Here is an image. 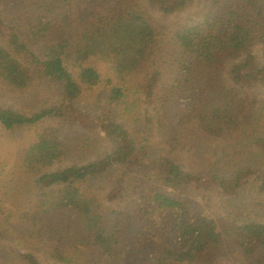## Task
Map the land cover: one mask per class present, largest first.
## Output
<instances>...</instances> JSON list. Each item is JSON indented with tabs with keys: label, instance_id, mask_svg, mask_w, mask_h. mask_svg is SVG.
Instances as JSON below:
<instances>
[{
	"label": "trees",
	"instance_id": "16d2710c",
	"mask_svg": "<svg viewBox=\"0 0 264 264\" xmlns=\"http://www.w3.org/2000/svg\"><path fill=\"white\" fill-rule=\"evenodd\" d=\"M195 1L0 0V31L6 37L0 45V84L36 87L44 98L32 116L0 106V129L50 117L59 130L70 124L100 130L112 142L100 160L64 166L72 147L68 137L36 135L18 144L17 149L23 146L19 162L0 164V173L14 172L27 185L25 174L33 172L36 179H28L35 203L22 213L14 205L7 222L24 219V236L42 241L53 261L264 264V203L253 214L238 212L232 203L251 185L250 178L260 180L255 190L264 201V179L250 167L264 150V139L255 137L256 151L240 150L237 140L255 122L264 126V103L253 92L264 88V0H201L199 14L177 18ZM13 21L14 28H7ZM94 62L114 67L125 84L110 90L111 100L121 97V89L130 90L133 73L142 75L134 94L142 95L151 112L145 118L157 120L167 149L149 156L122 124L80 112L82 86L95 88L102 80ZM159 62L173 70L161 82L153 68ZM200 138L217 148L222 144L217 159L231 176H219L212 163L202 171L182 165L181 151L195 156ZM74 157L80 155L70 154ZM114 164L134 169L135 175L122 187L118 182L101 188L102 204L85 185ZM212 195L222 209L203 207ZM22 257L40 264L32 254Z\"/></svg>",
	"mask_w": 264,
	"mask_h": 264
},
{
	"label": "rangeland",
	"instance_id": "374dc122",
	"mask_svg": "<svg viewBox=\"0 0 264 264\" xmlns=\"http://www.w3.org/2000/svg\"><path fill=\"white\" fill-rule=\"evenodd\" d=\"M202 4L203 2L201 0L195 1L193 6L180 12L177 18L189 19L193 17L194 14H199ZM159 14L161 13L155 12L154 18L159 17ZM14 23L15 21L10 24L7 22L6 27L14 28ZM4 34V30L0 31V45L5 44L4 40L6 37ZM160 47L161 46H159L158 49H160ZM256 51L259 55L262 52L260 49ZM157 52L158 50L155 53ZM162 64V62H159L153 66V68L158 69V79L160 82L173 75V70H168L166 66L160 67ZM93 65L102 73V80L95 88L88 89L82 86L80 99L78 101L80 112L90 117L104 114L114 122L122 124L127 129L129 137L134 141L135 145L138 148L143 147L146 149L149 156H152L162 149H167L165 143L166 138L160 135L158 126L155 123L157 120L155 119L154 122H148L151 114L149 107L143 102V97L140 93H137L140 98L134 94V90L136 89V91H138V86L142 82V75L133 73V78L129 79L131 85L130 90L126 92L121 89V97L116 100H111L110 90L121 83V80H118L116 77L117 72L115 68H111L100 62H94ZM107 78L109 82L106 80ZM122 86L125 87V84H121L120 88H122ZM253 92L255 96L264 103V88L256 87L253 89ZM43 105L44 98L36 87L27 90H17L14 88L10 89L8 85L0 84V106L4 108L14 110L27 116H32L38 113V110L42 109ZM144 111L148 114L145 115ZM53 121L54 120L50 117H45L37 124L25 125L28 127H17L11 131L0 129L2 132L0 133V164H3V162L7 163V159L19 162L23 154V146L19 145L17 149L18 144L23 143L28 138L30 141L36 140L40 135H47V133L53 135H66L69 139L68 143L70 145L72 144V147L68 150L69 158L64 161V166L72 163L81 164L98 161L109 154L112 149L111 140L100 130L87 131L71 124L66 130H59ZM59 121V119L56 120V122ZM256 136L264 139V126L258 122H255L254 129L246 130L238 137L239 149L247 150L252 146V150H258L254 145ZM25 144L26 143H24V145ZM218 147L222 148V144L218 145ZM219 148L213 146L211 142L205 143L200 138L197 145H195V156H190L186 149L181 151V163L189 171H202L207 167L208 163H212L219 176H231L232 173L226 174L227 166L225 163L218 160L221 158V150ZM70 154H77L80 155V157H74L70 160ZM219 154L220 156L217 159V155ZM201 158L205 160V164L200 162ZM229 165H233V163ZM125 166L124 164L111 165L105 172H102L94 178L92 182L86 184L85 188L96 192L101 203L105 204V194L99 193L101 188L109 189L110 185L118 182L120 183V187H122L125 185L130 175H135L134 169H129ZM250 167L256 169L258 171L257 175L261 179H264V150L257 152ZM32 173L27 172L25 174L27 182L31 183V185V178L28 179V177H32ZM32 178L34 180L36 179L35 177ZM249 181L251 185H245L242 194L233 198L232 203L237 206L238 212L253 214L255 209H263L261 204L264 203V201L255 190V188L260 185V180L254 181L253 178H250ZM31 185L22 183L14 172L9 174V171L5 170L0 173V264H29L28 261L22 257L28 254H32L40 264H60L55 259L54 261L52 260L42 241L34 238L27 239L24 236L25 234L22 231L25 232L27 230V222L24 219L14 216L7 222V217L13 210L14 205L19 206L18 212L22 213L30 203H35V198H32L35 191ZM221 203L222 201L219 197L212 195L208 198V201L203 204V207H208L209 211L212 208L219 207ZM223 207L224 205L220 206L221 209ZM231 250L235 251L236 247L233 246ZM78 256L79 254L74 252L73 257L77 258ZM76 262L79 264L81 259Z\"/></svg>",
	"mask_w": 264,
	"mask_h": 264
}]
</instances>
